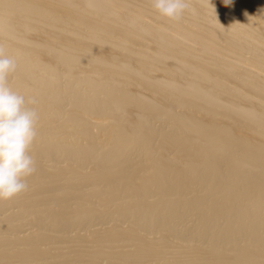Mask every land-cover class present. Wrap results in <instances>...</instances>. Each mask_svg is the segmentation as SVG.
<instances>
[{
    "label": "bare ground",
    "instance_id": "6f19581e",
    "mask_svg": "<svg viewBox=\"0 0 264 264\" xmlns=\"http://www.w3.org/2000/svg\"><path fill=\"white\" fill-rule=\"evenodd\" d=\"M0 0L36 171L0 264H264V0Z\"/></svg>",
    "mask_w": 264,
    "mask_h": 264
},
{
    "label": "clouds",
    "instance_id": "9594fccd",
    "mask_svg": "<svg viewBox=\"0 0 264 264\" xmlns=\"http://www.w3.org/2000/svg\"><path fill=\"white\" fill-rule=\"evenodd\" d=\"M225 5L231 0H223ZM152 7L163 17L179 21L189 0H150ZM17 68L16 60L5 54L0 45V200L11 199L28 188L26 178L35 171V162L29 154L37 136L38 113L29 105L36 98L25 97L7 84V77Z\"/></svg>",
    "mask_w": 264,
    "mask_h": 264
}]
</instances>
